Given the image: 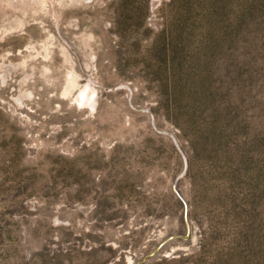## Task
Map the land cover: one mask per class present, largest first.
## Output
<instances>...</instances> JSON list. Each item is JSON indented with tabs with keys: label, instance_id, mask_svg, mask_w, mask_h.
<instances>
[{
	"label": "rangeland",
	"instance_id": "1",
	"mask_svg": "<svg viewBox=\"0 0 264 264\" xmlns=\"http://www.w3.org/2000/svg\"><path fill=\"white\" fill-rule=\"evenodd\" d=\"M170 237L264 264V0H0V264Z\"/></svg>",
	"mask_w": 264,
	"mask_h": 264
},
{
	"label": "water",
	"instance_id": "2",
	"mask_svg": "<svg viewBox=\"0 0 264 264\" xmlns=\"http://www.w3.org/2000/svg\"><path fill=\"white\" fill-rule=\"evenodd\" d=\"M188 236H189V233L187 235L183 236V238L187 239ZM172 238L173 237H170V238L166 239L157 249H155L152 253L148 254L147 256L144 257V259H142L140 262H138V264H143L148 258L153 256L161 248L162 245H164L168 240H170Z\"/></svg>",
	"mask_w": 264,
	"mask_h": 264
},
{
	"label": "trees",
	"instance_id": "3",
	"mask_svg": "<svg viewBox=\"0 0 264 264\" xmlns=\"http://www.w3.org/2000/svg\"><path fill=\"white\" fill-rule=\"evenodd\" d=\"M196 145H197V143H196Z\"/></svg>",
	"mask_w": 264,
	"mask_h": 264
}]
</instances>
